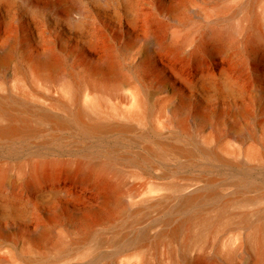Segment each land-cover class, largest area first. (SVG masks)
Here are the masks:
<instances>
[{"label":"rangeland","instance_id":"rangeland-1","mask_svg":"<svg viewBox=\"0 0 264 264\" xmlns=\"http://www.w3.org/2000/svg\"><path fill=\"white\" fill-rule=\"evenodd\" d=\"M9 51L0 264H264V0H0Z\"/></svg>","mask_w":264,"mask_h":264},{"label":"bare ground","instance_id":"bare-ground-1","mask_svg":"<svg viewBox=\"0 0 264 264\" xmlns=\"http://www.w3.org/2000/svg\"><path fill=\"white\" fill-rule=\"evenodd\" d=\"M234 28L228 29L226 32H216L214 34V38L216 39H225V38H233L234 37ZM12 56V52L9 51L5 56L0 55V64H4L10 57ZM59 62L58 60L53 61V62H48L47 65H45V67H50L51 70H41V74L42 75H47L46 73H51V74H56L59 70ZM119 71H120V67L119 64L116 63V61L110 63L109 65V75L110 77H117L119 75ZM57 75V74H56ZM53 75V76H56ZM81 125V124H80ZM29 126V120L25 119V120H21L20 123L18 124L17 121H14V123L8 124L6 126L2 125L0 126V134H10V133H15L18 131H21L23 128H26ZM82 126L85 129H92V127H89V124H84L82 123ZM55 164L54 163H50V165L48 166L49 169H53L55 168ZM64 170H68V167H66V165L63 167ZM41 169H43L41 167ZM79 172H83L85 170V164H80L78 167ZM90 174L91 176L96 180V181H106L107 180V175L105 173V170L96 168V167H91L90 168ZM42 171L41 170H37L36 175H35V180L37 181V179H39V176H41ZM194 199V198H193ZM192 199V200H193ZM85 231H87L88 233L90 232L91 226H86ZM256 239L258 240L259 243V248L261 249V253L263 254V259H264V228L259 231V233L256 235ZM202 238V233H200L198 236L194 237V240H196L197 242L195 243H189L187 245L188 250H192L195 249V247L198 246L199 241ZM64 242L58 240L55 242V246L60 248V247H64ZM174 264H178L177 262ZM190 264H214V262L205 257V255L203 254H196L195 256H193L190 259ZM254 264H259L258 261H255Z\"/></svg>","mask_w":264,"mask_h":264}]
</instances>
